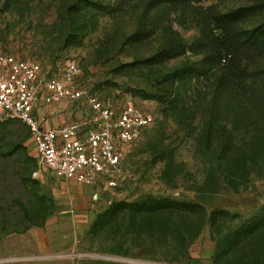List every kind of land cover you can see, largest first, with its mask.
I'll list each match as a JSON object with an SVG mask.
<instances>
[{
  "label": "rangeland",
  "instance_id": "374dc122",
  "mask_svg": "<svg viewBox=\"0 0 264 264\" xmlns=\"http://www.w3.org/2000/svg\"><path fill=\"white\" fill-rule=\"evenodd\" d=\"M244 44L264 54V0H0L1 56L38 62L51 74L73 60L78 89L103 106L132 104L152 117L143 136L122 148L116 186L98 182L88 207L98 216L142 196L177 207L164 244L126 243L117 252L119 240L89 234L90 227L73 252L57 256L36 247L40 229L33 227L0 239V264H213L212 212L240 216L220 217L216 236L264 216V55L220 61L221 49ZM50 108L64 115L62 124L94 115L86 100L48 106L45 115ZM7 130L0 133V219L22 214L17 200L30 208L31 182L46 194L53 181L30 139L19 144L22 130ZM229 143L245 153L231 185L225 172L238 161L225 162ZM181 203L207 214L187 253L173 240L183 227Z\"/></svg>",
  "mask_w": 264,
  "mask_h": 264
},
{
  "label": "built area",
  "instance_id": "2783aa9c",
  "mask_svg": "<svg viewBox=\"0 0 264 264\" xmlns=\"http://www.w3.org/2000/svg\"><path fill=\"white\" fill-rule=\"evenodd\" d=\"M79 73L73 60L62 73L51 74L38 62L0 55V120L19 121L27 128L39 163L50 174L86 186L105 182L114 187L122 148L143 136L152 117L132 104L121 109L103 106L74 85ZM81 100L94 113L89 123L47 128L37 118L42 108Z\"/></svg>",
  "mask_w": 264,
  "mask_h": 264
},
{
  "label": "trees",
  "instance_id": "16d2710c",
  "mask_svg": "<svg viewBox=\"0 0 264 264\" xmlns=\"http://www.w3.org/2000/svg\"><path fill=\"white\" fill-rule=\"evenodd\" d=\"M17 1L21 2L23 0ZM258 49L249 44L229 46L227 49H221L220 61L224 59V61L230 63L243 53L251 57L262 58L264 54ZM171 51L172 49H169L167 53ZM14 125L22 130V139L19 144L23 145L25 141L30 139V136L27 128L19 121H5L2 126L0 125V133L6 135L7 129ZM222 155L226 158L225 162L227 163L238 161L234 169L228 167L229 174L225 172L224 179L231 185L234 182L233 177L242 168L240 161L245 153L236 152L229 143ZM28 161L35 160L29 158ZM205 177L206 179L209 178L210 174L207 172ZM206 179L204 183H206ZM29 180L28 178L26 181ZM26 185L30 186L28 183ZM31 185L34 190L32 205L28 209L21 201L17 200L18 205L23 209L21 215L8 216L2 214L0 239L7 235L24 234L33 227L42 228L47 218L54 213V200L41 191L40 182L33 181ZM170 204L171 201L167 199H156L152 196H142L132 202H114L105 212L97 216V220L91 226L89 234H102L103 238L110 242L119 240V245L115 250L117 252H122L126 243L136 247L145 245L148 242H151L152 246H155L156 243L164 244L171 235L167 217L170 211L177 209V207L170 206ZM181 204L179 205V211L181 212L179 215L185 228L183 230L182 227L173 240L178 247L180 246L184 250V253H187L189 245L200 235L207 223V214L200 205ZM220 217L240 219L239 215L232 216L224 211H214L209 215L208 223L211 228V237L216 243L212 257L213 264H264V216L262 215L261 219L253 218L226 235L218 234L222 230V226L218 224ZM217 230L219 231L218 236H216Z\"/></svg>",
  "mask_w": 264,
  "mask_h": 264
},
{
  "label": "crops",
  "instance_id": "0c3cea01",
  "mask_svg": "<svg viewBox=\"0 0 264 264\" xmlns=\"http://www.w3.org/2000/svg\"><path fill=\"white\" fill-rule=\"evenodd\" d=\"M46 108L37 112L39 122L47 128L62 125L64 115L55 117V108H50L49 114L45 115ZM51 176L53 181L51 185L48 184L46 195L53 198L55 211L47 218L45 225L39 228L40 232L35 234V241L40 250L58 256L73 252L78 243L86 238L89 228L97 218V214L88 207L91 196L96 197V194L91 186L68 181L53 174ZM72 261L66 260L60 264H73Z\"/></svg>",
  "mask_w": 264,
  "mask_h": 264
}]
</instances>
